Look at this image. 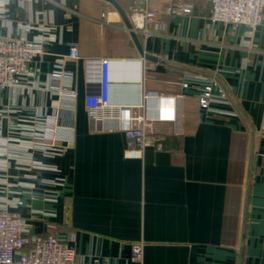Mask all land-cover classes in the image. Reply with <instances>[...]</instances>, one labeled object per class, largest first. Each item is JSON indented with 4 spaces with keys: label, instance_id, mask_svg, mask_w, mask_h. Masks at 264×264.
<instances>
[{
    "label": "crops",
    "instance_id": "crops-1",
    "mask_svg": "<svg viewBox=\"0 0 264 264\" xmlns=\"http://www.w3.org/2000/svg\"><path fill=\"white\" fill-rule=\"evenodd\" d=\"M189 1L190 13L160 14L142 35L123 20L131 26L133 0H0L1 36L47 38L22 81L30 92H0V211L25 218L30 237L55 225L77 264H264V19L249 39L244 26L212 23L209 1ZM72 47L79 59H63ZM102 59L110 103L155 117L160 140L140 157L125 154L114 123L89 130L85 96L99 89ZM58 65L74 76L71 118L58 111ZM213 85L225 98L202 110ZM170 99L178 127L156 115ZM56 116L71 142L48 156L29 141Z\"/></svg>",
    "mask_w": 264,
    "mask_h": 264
},
{
    "label": "built area",
    "instance_id": "built-area-1",
    "mask_svg": "<svg viewBox=\"0 0 264 264\" xmlns=\"http://www.w3.org/2000/svg\"><path fill=\"white\" fill-rule=\"evenodd\" d=\"M40 1L46 6L50 0ZM151 0H133L129 8V19L134 32L142 35L149 34V28L153 26L160 14L182 15L192 11L189 0H176L169 3L163 11L153 10L150 7ZM210 3V21L212 23L231 24L244 26V36L252 39L256 30L262 25L264 19V0H207ZM107 12L102 14L106 18ZM47 38L28 40L24 37H9L0 35V92L20 88L22 92H30V88L22 85L23 80L30 76L29 66L34 58H42L45 55ZM63 59L77 60L79 53L76 47L70 48L68 55ZM110 61L100 60V85L96 92L89 91L85 96V109L88 114V127L92 133L112 131L108 124L114 123L115 130L124 136L125 154L128 157H140L145 149L157 147L160 140L153 128L154 115H133L134 108L127 105H113L108 94V69ZM74 76L71 72L64 71L58 65L52 72V81L59 88L58 111L64 114V118H71L74 110L76 91L73 88ZM183 88L187 84H183ZM214 85L206 86L198 97V106L209 111L213 102L225 98L224 91L217 90L214 94ZM144 101L148 96L144 95ZM153 99V98H152ZM180 100L170 99L165 104L157 103L156 115H165L175 125L180 126L181 118H178L176 104ZM145 105H139L140 111ZM163 114V115H162ZM180 119V120H179ZM44 120V119H43ZM42 131L36 132V136L29 141L32 148L48 156H61L65 154L72 135V128L58 122L57 116L53 120L46 119L40 122ZM48 234L45 237H30L27 234V222L19 214L9 211H0V264H77L74 250L57 239L56 226L47 224ZM132 258L139 261L142 257V246H131ZM97 264V261L95 262Z\"/></svg>",
    "mask_w": 264,
    "mask_h": 264
},
{
    "label": "water",
    "instance_id": "water-1",
    "mask_svg": "<svg viewBox=\"0 0 264 264\" xmlns=\"http://www.w3.org/2000/svg\"><path fill=\"white\" fill-rule=\"evenodd\" d=\"M123 20H124L125 25L128 27V29H131V26H130L129 21L127 20V18L123 17Z\"/></svg>",
    "mask_w": 264,
    "mask_h": 264
}]
</instances>
